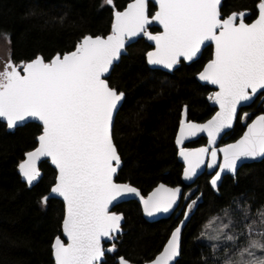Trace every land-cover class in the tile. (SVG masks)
<instances>
[{"label": "snow or ice", "instance_id": "obj_1", "mask_svg": "<svg viewBox=\"0 0 264 264\" xmlns=\"http://www.w3.org/2000/svg\"><path fill=\"white\" fill-rule=\"evenodd\" d=\"M155 2L158 10L150 14L148 0H130L123 10H115L114 0H104L114 10L109 34H86L72 50L19 62L9 58L0 66V118L8 128L28 118L42 123L38 146L18 165L21 175L31 186L40 176L38 162L42 157L50 158L57 170L49 195L63 198L62 234L67 242L55 237V264H107L105 254L117 249L114 242L107 248L104 244L118 238L123 220L122 213L111 209L127 195L139 197L149 216L169 212L184 197L187 210L180 215L185 219L171 231L162 251L142 262L173 264L180 251L182 227L198 207L197 200L185 196L180 186L161 183L144 196L131 184L114 179L121 159L112 127L125 94L110 85L106 74L130 38L143 35L153 41L155 47L146 53L147 62L167 69L182 59L198 58L205 42L215 44L212 58L198 77L217 86L208 98L219 111L204 123H197L187 119L188 106L184 105L175 139L181 146L185 180L191 181L197 170L206 166L214 172L210 173V187L219 191L225 170L235 173L241 158L264 156V113L246 124L247 130L235 143L214 147L217 137L231 128L234 120L249 118L247 112L238 117V106L264 92V0H258V16L251 23L245 22L246 10L222 14L221 0ZM153 22L163 30L149 31ZM198 133L207 134V146H182ZM49 195L42 196L40 202L46 204ZM233 203L232 211L240 214L238 218L223 209L224 217H211L204 225L206 231L200 233L216 242L212 245L214 253L225 257L212 264H264V210L257 211V221L251 218L249 206ZM117 261L132 264L124 256H118Z\"/></svg>", "mask_w": 264, "mask_h": 264}, {"label": "trees", "instance_id": "obj_2", "mask_svg": "<svg viewBox=\"0 0 264 264\" xmlns=\"http://www.w3.org/2000/svg\"><path fill=\"white\" fill-rule=\"evenodd\" d=\"M129 2L114 0L115 8L123 10ZM257 3L224 0L221 12L246 10L252 14L251 20L258 14ZM154 11L151 4L150 14ZM112 20L113 8L104 0H0V36L8 38L13 62L72 50L83 35L109 34ZM150 49L145 40L129 47L109 77L110 85L126 95L113 130L123 161L117 181L132 184L144 196L160 183L183 185V166L175 145L183 106H188L189 119L196 122H205L214 114L207 99L211 89L196 80L211 51L205 50L200 60L189 66L182 64L169 74L148 67L146 53ZM41 131L39 125L29 124L8 132L0 122V264H54L52 244L56 236L62 237L65 207L56 199L46 204L40 199L49 194L57 173L48 162L43 163L40 183L29 189L18 172L25 154L37 147ZM210 178L204 174L194 186L185 187V196L191 195L197 204L201 198L203 201L184 230L176 264H212L213 250L202 242L200 233L211 217L224 215L223 209L238 218L240 214L232 211L234 201L249 206L250 215L264 210V160L242 167L236 179L225 178L220 196L212 191ZM182 210H187L184 197L170 219L150 223L137 202L118 206L115 211L123 213L126 222L116 242L117 253L106 256L107 264H117L118 256L133 264L153 259L183 219Z\"/></svg>", "mask_w": 264, "mask_h": 264}, {"label": "water", "instance_id": "obj_3", "mask_svg": "<svg viewBox=\"0 0 264 264\" xmlns=\"http://www.w3.org/2000/svg\"><path fill=\"white\" fill-rule=\"evenodd\" d=\"M151 4L155 7V11L158 10L159 5L155 2V0H148V11H149V13H150V5H151ZM223 4H224V0H221V11H222ZM115 10H117V9L115 8ZM113 11H114V10H113ZM155 11H154V12H155ZM257 11H258V9H257ZM153 14H154V13H153ZM248 15H249V12H246V17H245V19L248 17ZM152 29H157L158 31H162V30H163L162 26H160V25H159L158 23H156V22H153V23L149 26V28H148L149 31L153 32ZM158 31H157V32H158ZM153 33H155V32H153ZM140 40H145V42L151 47V49H150L149 51H151V50L155 47L154 42L148 40L147 37H145V36H143V35H140V36H136V37L130 38L128 41H126L125 49L122 50L121 56L119 57L118 60H116V61L113 62V65L111 66L109 73L106 74V75L108 76V79H109V77L111 76V74H112L114 68H115V67L121 62L122 58H123L124 56L127 55V50H128V48L131 47L132 45L136 44V43H137L138 41H140ZM210 46H213V54H214V51H215V44H214V42H211V41L205 42V45L202 46L201 54H198V58H194L193 61H186V60H183V59H182L181 62H180L178 65L174 66L172 69H167V68H165V67L162 66V65H152V64H149V63L147 62V58H146V62H147L148 67H149L150 69H152V70H155V71H162V72H165V73L173 74L176 70H178V69L181 67L182 63H185L186 65L189 66V65H191L192 63L198 61V60L201 58V56H202V54H203V51H204L207 47H210ZM196 79H197V81H198L200 84H202L203 86H209V87H211L212 89H214V92L218 90L217 86H215V85H211L210 83L205 82V81H201V80L199 79L198 75L196 76ZM259 93H260V92H258V94H259ZM124 94H125V93H124ZM258 94H257V95H258ZM257 95H256V96H257ZM256 96H255V97H256ZM255 97H254V98H255ZM254 98H253V99H254ZM125 99H126V95H124L123 100H122L121 103L118 105V111L114 114V122H113V127H112V136H113V130H114V125H115V121H116L117 115H118L119 111L121 110V108H122V106H123V104H124V102H125ZM208 101H209V104H210V106H211L212 108H215V109H217V111H219V106H218V105H216V104H215L212 100H210L209 98H208ZM251 103H252V102L246 103L244 106H247V105H249V104H251ZM244 106H243V107H244ZM240 108H241V107L238 106V111H239ZM214 115H215V114H214ZM181 118H182V113H181ZM187 119H189V117H188V112H187ZM210 119H211V118H210ZM0 122H2L3 124H5V125L7 126V123H6V121H5L3 118H0ZM197 123H199V122H197ZM203 123H204V122H203ZM234 123H235V120H234L233 125L231 126V128L225 129L223 132H221V134L217 137V140H216V143H215L214 147H216L217 149L223 147V146H222V147H219V144H220L222 138H223V137H224V136H225V135H226V134H227V133L233 128ZM29 124H37V125H39V126L42 128V123H41L40 121L36 120L35 118H28V119H26L25 121L19 122L18 125H17L16 127H14V128H8V126H7V130H8V132H15L17 129L22 128V127H25V126H27V125H29ZM178 130H179V127H178ZM246 130H247V129H246ZM177 133H178V131H177ZM176 135H177V134H176ZM201 138H205V139L207 140V134H206V133H198L196 136H194V137H190V138L186 139V140L184 141V144H183L182 146H183V147H187V145L192 144V143H194V142H197V141H198L199 139H201ZM175 139H176V137H175ZM113 141H114V139H113ZM207 144H208V141H207V143H206L205 145H203V146H207ZM175 145H176V148H177V151H178V153H177V159H178V162L183 166V169H184V166H185V165H184V162H183L182 158L179 156V149H180L181 146H180V145H177L176 143H175ZM37 146H38V141H37ZM203 146H201V147H203ZM187 148H191V147H187ZM194 148H199V147H194ZM117 151H118V150H117ZM118 154H119V152H118ZM119 156H120V154H119ZM219 156H220V158L222 159V153L219 154ZM25 158H26V155H25ZM25 158H24V159H25ZM120 159H121V163H120V165L118 166L117 173H116V175H115V177H114V179L116 180L117 183H121V182H118V181H117V177H118V175H119V173H120V171H121V169H122V167H123V161H122L121 156H120ZM263 160H264V156H258V157H255V158H241L239 161H237L236 172H235V173H232V172H228L227 170H225V172L222 173L221 181L219 182V191H216L215 189H212V188H211L212 191H213L217 196H220V188H221V186H222V184H223L224 179H225L227 176H231V177H233L234 179H236V177H237V175H238V172H239V170H240L242 167H244L245 165H250V164H254V163H260V162H262ZM45 162H48V163L50 164V166H51V167L56 171V173H57V170H56V168H55V165L52 164L51 159H50V158H47V157H42V158L40 159V161L38 162V167H39V169H40V176L38 177V179H37L36 181L33 182V184H32L31 186H29V185L27 184V182L25 181V179H24L23 176L21 175V173H20V171H19V168H18V172H19V175H20L21 178H22V181H23L25 184H27V186H28L29 189H33L35 186H37V185L40 183V181H41V179H42V177H43V172H42V170H41V166H42V164L45 163ZM217 170H218V169H217ZM210 173L214 175V172H213L212 169H208L206 166H201V168L197 170V174H196V176H194V177L192 178L191 181L185 180V179L183 178V173H182V178H181V180H182V184H183V185H179V186L181 187L182 193H184V191H185V187H192V186H194V185L197 183V181L199 180V178H200L201 176H203L204 174H207L208 176H211ZM210 179H211V178H210ZM128 184H130V183H128ZM160 184H161V183H160ZM163 184H165V183H163ZM209 184H210V183H209ZM131 185H132V184H131ZM158 185H159V184H158ZM158 185H157V186H158ZM166 185H167V184H166ZM132 186H133V185H132ZM157 186H156V187H157ZM167 186H169V185H167ZM133 187H135V186H133ZM156 187H155V188H156ZM169 187H172V186H169ZM175 187H176V186H175ZM136 188H137V187H136ZM155 188H154V189H155ZM154 189H153V190H154ZM153 190H152V191H153ZM152 191H151V192H152ZM140 193H141V191H140ZM48 195H49V194H48ZM141 195H143V194L141 193ZM147 195H148V194H147ZM147 195H145V196H147ZM201 197H202V195H201ZM51 199L59 200V201H61V202L64 204V202H63V198H62V197H59V196H56V195H49V200H51ZM182 200H183V196L177 201V204H178L179 206H174V208L171 209V210H170L169 212H167V213H165V212H159V213H155V214L149 216V215H147V214L143 211V205H142V203H141L139 197H137V196H135V195H127V196H124V197H122V198H119V200H118L117 202H114L115 207H113L111 210L115 211V209H116L118 206H120V205H122V204H124V203H127V202L134 201V202H137V203L140 205V207H141V211H142V215H143V218H144L147 222L154 223V222H158V221H161V220H167V219H170V218L176 213V211L178 210V208L180 207V205H181V203H182ZM202 201H203V199L201 198V200L198 202L197 205H199V203H202ZM64 207H65V205H64ZM196 209H197V208H196ZM196 209L194 210V213H195ZM116 212H117V211H116ZM118 213H120V212H118ZM194 213H191L190 216L192 217ZM122 214H123V213H122ZM184 219H185V217H183L182 220H184ZM190 220H191V219H190ZM190 220H189V221H190ZM189 221L186 222V226H185V227H182L180 251H179V255L175 258L173 264H176V263L179 261L180 257H181V248H182L183 233H184V230H185V228L187 227ZM125 222H126V219H125V215L123 214V220H122V222H121V229H122V231L118 234V238H119V237L123 234V232H124L123 227H124V225H125ZM178 225H179V224H178ZM118 238H117L115 241H109V242L105 243V244H104V247L107 248V247L110 246L111 243H113V242L116 243V242L118 241ZM61 239H63L65 242H67V239H66L65 236H63V234H62ZM107 244H108V246H106ZM116 249H117V247H116ZM115 253H117V250H116ZM115 253H106L104 259L106 260V256H107V255H113V254H115ZM53 260H54V264H55V256H54V253H53ZM116 263L118 264L117 258H116ZM132 264H133V263H132Z\"/></svg>", "mask_w": 264, "mask_h": 264}, {"label": "flooded vegetation", "instance_id": "obj_4", "mask_svg": "<svg viewBox=\"0 0 264 264\" xmlns=\"http://www.w3.org/2000/svg\"><path fill=\"white\" fill-rule=\"evenodd\" d=\"M252 16V14H249L248 17L245 19L246 23H251L257 16L258 14L251 20H249V18ZM153 30V29H152ZM158 30L156 29V31L153 32H157ZM209 49L211 51V58L213 55V46L207 47L205 50ZM204 50V51H205ZM203 51V53H204ZM203 56V54H202ZM201 56V58H202ZM200 58V59H201ZM210 58V59H211ZM199 59V60H200ZM208 61V60H207ZM207 61L204 63V65L207 63ZM197 62V61H196ZM185 64V63H182ZM186 65V64H185ZM203 65V66H204ZM188 66V65H187ZM203 69V68H202ZM202 71V70H201ZM199 73V72H198ZM198 73L196 74V76L198 75ZM197 80V79H196ZM198 82V81H197ZM199 83V82H198ZM200 84V83H199ZM202 85V84H201ZM203 86V85H202ZM209 87V86H207ZM211 89V93L209 94V96L214 92V89H212L211 87H209ZM208 96V97H209ZM208 99V98H207ZM212 108V107H211ZM214 110V114L217 112V109L212 108ZM247 112L249 114V118L248 119H236L233 128L222 138L219 147H222L226 144H231V143H235L236 140H238L243 133L246 131V124L250 123L252 119H255L256 115L262 114L264 113V92H260L252 101L251 104L241 107L238 111V117L242 116L243 113ZM213 114V115H214ZM212 115V116H213ZM211 116V117H212ZM189 117V116H188ZM210 119V118H209ZM191 120V119H189ZM193 121V120H192ZM196 122V121H194ZM199 123H203V122H199ZM239 125V127L237 128V126ZM232 135H234V137H232ZM203 142V143H200ZM200 143V144H199ZM207 143V140L205 138H201L199 139L197 142H194L192 144L187 145V147H201L203 145H205ZM193 144H195V146H192ZM178 152V151H177ZM227 177H231V176H227ZM226 177V178H227ZM233 178V177H231ZM237 178V177H236ZM234 179V178H233ZM180 208V207H179ZM178 208V209H179ZM178 211V210H177ZM176 211V212H177ZM176 214V213H175ZM116 244V243H115ZM108 246V244L106 245ZM116 254V253H115ZM114 255V254H113ZM107 256H112V255H107Z\"/></svg>", "mask_w": 264, "mask_h": 264}, {"label": "rangeland", "instance_id": "obj_5", "mask_svg": "<svg viewBox=\"0 0 264 264\" xmlns=\"http://www.w3.org/2000/svg\"><path fill=\"white\" fill-rule=\"evenodd\" d=\"M9 58H10V44H9V40L5 36H0V66H2L3 63L5 61H7ZM228 215H230V214H228ZM233 215L234 214H232L230 216H233ZM250 216H251V218L257 219V221L259 220V216L258 215H255V216L254 215H250ZM221 217H224V215L221 216ZM225 220H226V218H225ZM201 240H202L203 243H206L211 248H212V245L214 243H216L215 241H211V240L207 239L206 237H201ZM242 246H246V243L242 244ZM213 255H214V259L215 260L222 261L225 258L221 252H215V253L213 252ZM257 255H260V253L257 252Z\"/></svg>", "mask_w": 264, "mask_h": 264}]
</instances>
